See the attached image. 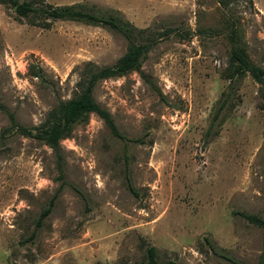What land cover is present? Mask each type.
Returning <instances> with one entry per match:
<instances>
[{
  "label": "rangeland",
  "instance_id": "obj_1",
  "mask_svg": "<svg viewBox=\"0 0 264 264\" xmlns=\"http://www.w3.org/2000/svg\"><path fill=\"white\" fill-rule=\"evenodd\" d=\"M25 1L115 17L155 44L141 72L94 90L126 140L90 115L61 141L63 181L53 150L0 110V264H142L149 247L162 263L258 264L264 231L238 214L264 218V98L250 75L225 73L228 16L264 69V0ZM128 47L113 30L43 29L0 4V105L36 127L80 92L85 65L112 66Z\"/></svg>",
  "mask_w": 264,
  "mask_h": 264
},
{
  "label": "trees",
  "instance_id": "obj_2",
  "mask_svg": "<svg viewBox=\"0 0 264 264\" xmlns=\"http://www.w3.org/2000/svg\"><path fill=\"white\" fill-rule=\"evenodd\" d=\"M235 0H218L221 8L224 10L230 8ZM0 4L10 6L16 13L18 20H25L28 24L43 29H50L51 24L57 21H69L83 23L91 26L104 27L113 30L128 41L129 47L124 56H122L114 65L103 68L96 67L93 64L85 65L83 77L79 82L80 92L73 98L60 101L46 116L45 120L38 126L27 128L21 126L16 121L13 113H10L4 106L0 105V110L5 112L10 121V129L23 137H30L51 148L56 157V166L59 172V180H64V155L61 147V141L70 139L75 128L89 120L90 115L95 114L101 118L112 136L121 140H126L122 136L115 124L111 114L106 111L96 101L94 90L97 85L104 80L122 77L132 72H141L147 54L155 44L154 40L137 43L136 39L141 38L145 30H138L132 24L115 17H99L86 12L77 6L54 7L52 5L38 3L36 1L25 0H0ZM229 19V40L231 43L229 67L225 73L226 79L231 82L242 80L250 75L257 84L261 86V94L264 98V69L257 66L249 57L246 48L241 42L238 21ZM39 76V75H38ZM223 104L219 109L223 108ZM133 142L141 143L137 139ZM64 183L61 184V189ZM57 196H54L44 209L37 221V228L42 226L44 220L52 213ZM248 223L257 226L264 231V218L238 214ZM36 237V231L32 238ZM226 260L235 263L233 260ZM142 264H175L174 262L162 263L157 256L155 247H149L146 252V260ZM258 264H264V248L261 260Z\"/></svg>",
  "mask_w": 264,
  "mask_h": 264
}]
</instances>
